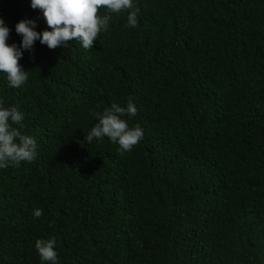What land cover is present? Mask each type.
Returning a JSON list of instances; mask_svg holds the SVG:
<instances>
[{
  "label": "trees",
  "instance_id": "1",
  "mask_svg": "<svg viewBox=\"0 0 264 264\" xmlns=\"http://www.w3.org/2000/svg\"><path fill=\"white\" fill-rule=\"evenodd\" d=\"M79 41L20 47L31 0H0L28 80L0 100L24 115L31 162L0 169V264H264V0H133ZM143 139L129 152L85 139L95 113L127 107ZM42 210L37 218L34 211Z\"/></svg>",
  "mask_w": 264,
  "mask_h": 264
},
{
  "label": "clouds",
  "instance_id": "2",
  "mask_svg": "<svg viewBox=\"0 0 264 264\" xmlns=\"http://www.w3.org/2000/svg\"><path fill=\"white\" fill-rule=\"evenodd\" d=\"M31 8L39 9L43 19L51 31H35V21L26 20L16 24L15 31L22 36L20 47L31 50L34 42L39 40L48 49L67 47L71 41H79L82 47L90 50L94 41L102 30H107L110 15H101V9L110 13H120L132 9L127 21L128 27H137L138 8L133 7V0H31ZM9 29L0 19V73H6L9 84L19 88L28 80L27 71H22L19 60L22 53L15 45L7 43ZM0 100V169L9 166H18L20 162L34 160L37 149L36 139L32 135L24 134V115L18 107H4ZM137 108L130 101L127 107L113 103L103 112L95 113L98 123L91 128L85 138L88 143L102 140L107 137L111 142L118 143L122 152H129L144 136L139 125L129 127L128 122L122 119L125 115L135 116ZM42 210L34 211V216L39 218ZM56 240L38 239L35 248L42 262L57 264Z\"/></svg>",
  "mask_w": 264,
  "mask_h": 264
}]
</instances>
